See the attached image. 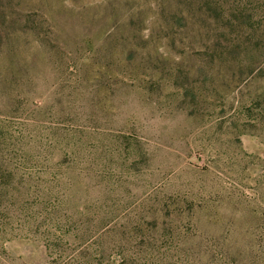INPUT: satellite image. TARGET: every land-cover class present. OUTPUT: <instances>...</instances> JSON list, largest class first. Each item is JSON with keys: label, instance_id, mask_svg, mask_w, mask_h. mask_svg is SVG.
<instances>
[{"label": "rangeland", "instance_id": "1", "mask_svg": "<svg viewBox=\"0 0 264 264\" xmlns=\"http://www.w3.org/2000/svg\"><path fill=\"white\" fill-rule=\"evenodd\" d=\"M0 264H264V0H0Z\"/></svg>", "mask_w": 264, "mask_h": 264}]
</instances>
